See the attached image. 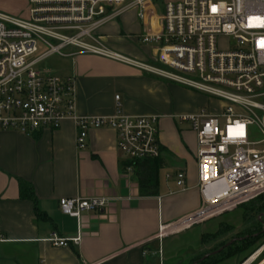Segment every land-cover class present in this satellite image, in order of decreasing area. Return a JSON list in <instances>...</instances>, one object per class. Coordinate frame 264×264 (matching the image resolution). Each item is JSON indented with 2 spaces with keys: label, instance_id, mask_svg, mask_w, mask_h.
Segmentation results:
<instances>
[{
  "label": "built area",
  "instance_id": "built-area-1",
  "mask_svg": "<svg viewBox=\"0 0 264 264\" xmlns=\"http://www.w3.org/2000/svg\"><path fill=\"white\" fill-rule=\"evenodd\" d=\"M28 12L27 18L0 12V130L33 136L72 121L78 150L86 147L90 130H113L126 174L133 172V162L160 158V117L126 115L120 96L113 116H79L75 78L38 68L56 55L97 56L214 101L195 113L173 116L197 137L202 206L178 224L162 227L160 240L264 196V0H29ZM131 13L143 33L128 39L152 47V62L116 52L104 42L102 29ZM253 128L261 142H252ZM175 177L184 189L186 173ZM110 203L105 197H77L59 205L65 215L81 220L87 212L106 211ZM47 241L68 248L80 236L54 234ZM263 254L264 246L244 264Z\"/></svg>",
  "mask_w": 264,
  "mask_h": 264
},
{
  "label": "crops",
  "instance_id": "crops-1",
  "mask_svg": "<svg viewBox=\"0 0 264 264\" xmlns=\"http://www.w3.org/2000/svg\"><path fill=\"white\" fill-rule=\"evenodd\" d=\"M28 10L29 0H0V12L27 18ZM142 33L135 13L101 31L104 42L114 51L152 62V47L128 39ZM52 57L66 61L53 75L75 78L79 116H113L115 97L120 96L126 115L160 117L165 167L163 177L160 173L159 194L140 195L138 178L124 170V157L117 149L113 130H90L81 150L76 147L77 130L72 121L33 136L0 130V233L6 240L0 244V264H150L149 249L160 240L161 228L178 224L202 206L197 137L190 126L182 127L185 123L173 118L178 115L176 86L97 56ZM179 172L186 173L184 189L177 186L175 175ZM21 183L31 188L36 203L21 197ZM77 197H105L111 203L106 211L87 212L77 220L65 215L59 205L61 200ZM54 234L66 239L80 236V242L55 248L47 241ZM203 234L197 237L201 241L207 233Z\"/></svg>",
  "mask_w": 264,
  "mask_h": 264
},
{
  "label": "rangeland",
  "instance_id": "rangeland-1",
  "mask_svg": "<svg viewBox=\"0 0 264 264\" xmlns=\"http://www.w3.org/2000/svg\"><path fill=\"white\" fill-rule=\"evenodd\" d=\"M159 5L161 6L162 3L159 2ZM65 66L66 61L52 57L38 68L43 72L49 71L52 74H57ZM175 86V105L178 115L192 113L197 107L202 106L198 110L200 111L210 104L215 105L213 104L214 101L206 96L178 85ZM176 120L178 121V119ZM186 125L189 126L187 123L181 126L187 127ZM250 133L252 142L258 143L263 140L261 133L256 128L251 129ZM161 177H163V172H161ZM262 204L264 202L255 201L241 206L233 212L214 218L210 222L199 223L184 231L168 234L162 241L159 240L151 245V249H149L151 252L149 255L150 264H193L194 261H198L210 253L222 251L235 239L244 238L252 231L259 232V228H261L259 221L264 220V215L261 213L263 208L260 207ZM200 232L202 234L207 233L203 241L197 238ZM212 237L216 238L211 241ZM263 246L264 239L258 241L252 250L240 255L237 261L227 262L228 260H226L224 262L227 263L222 264H244ZM257 262L263 264L264 256L260 257Z\"/></svg>",
  "mask_w": 264,
  "mask_h": 264
},
{
  "label": "trees",
  "instance_id": "trees-1",
  "mask_svg": "<svg viewBox=\"0 0 264 264\" xmlns=\"http://www.w3.org/2000/svg\"><path fill=\"white\" fill-rule=\"evenodd\" d=\"M126 165L127 164H125V166ZM130 166L133 168V173L138 178L140 195L142 197L157 196L159 194L160 187V173L165 167V161L163 158L160 157L158 159L140 160L131 163ZM20 193L22 198L30 199L36 203L34 193L32 192L31 188H28L26 184H20ZM256 201L264 202V196L260 197ZM260 207L263 208L260 209L263 210L261 213L264 215V204H262ZM38 215L40 217H44V215H41L40 213ZM259 225L261 227L259 228V232L255 233L252 231L251 233L245 235L244 238L238 240L235 239L230 243L229 246L223 248V250L219 251L217 254L210 255L204 261L200 262V260L203 259L202 257L198 261H194L193 264H221L226 260L233 259L252 250L258 241L264 239V220H260ZM262 256H264V254Z\"/></svg>",
  "mask_w": 264,
  "mask_h": 264
},
{
  "label": "water",
  "instance_id": "water-1",
  "mask_svg": "<svg viewBox=\"0 0 264 264\" xmlns=\"http://www.w3.org/2000/svg\"><path fill=\"white\" fill-rule=\"evenodd\" d=\"M230 245V244H229ZM218 252H216V253H214V254H210V255H215V254H217ZM210 255H207V256H205L202 260H200V262L201 261H204L206 258H208ZM195 264H197V263H195Z\"/></svg>",
  "mask_w": 264,
  "mask_h": 264
},
{
  "label": "snow or ice",
  "instance_id": "snow-or-ice-1",
  "mask_svg": "<svg viewBox=\"0 0 264 264\" xmlns=\"http://www.w3.org/2000/svg\"><path fill=\"white\" fill-rule=\"evenodd\" d=\"M261 46L264 47V43H262Z\"/></svg>",
  "mask_w": 264,
  "mask_h": 264
},
{
  "label": "bare ground",
  "instance_id": "bare-ground-1",
  "mask_svg": "<svg viewBox=\"0 0 264 264\" xmlns=\"http://www.w3.org/2000/svg\"><path fill=\"white\" fill-rule=\"evenodd\" d=\"M165 231H167V229Z\"/></svg>",
  "mask_w": 264,
  "mask_h": 264
}]
</instances>
